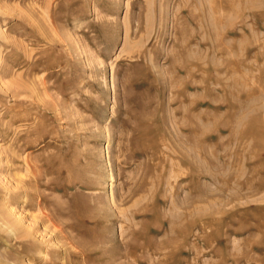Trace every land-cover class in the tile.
Listing matches in <instances>:
<instances>
[{"label": "rangeland", "instance_id": "obj_1", "mask_svg": "<svg viewBox=\"0 0 264 264\" xmlns=\"http://www.w3.org/2000/svg\"><path fill=\"white\" fill-rule=\"evenodd\" d=\"M0 264H264V0H0Z\"/></svg>", "mask_w": 264, "mask_h": 264}]
</instances>
